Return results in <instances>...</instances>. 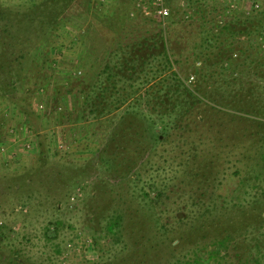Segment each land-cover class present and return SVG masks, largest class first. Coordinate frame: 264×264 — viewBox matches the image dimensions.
Masks as SVG:
<instances>
[{"label":"rangeland","instance_id":"1","mask_svg":"<svg viewBox=\"0 0 264 264\" xmlns=\"http://www.w3.org/2000/svg\"><path fill=\"white\" fill-rule=\"evenodd\" d=\"M153 1L0 0V264H180L194 240L227 228L228 264L264 252L263 145L251 162L234 153L211 169L202 156L180 162L178 135L166 143L135 113L122 118L131 104L175 108L173 71L183 67L212 73L208 98L264 120L263 2L163 0L162 21ZM149 59L152 69L130 72ZM107 65L130 82L107 92L101 114L72 83L94 77L101 94ZM245 121L242 133L256 126L264 137V122ZM110 221L120 223L113 233Z\"/></svg>","mask_w":264,"mask_h":264},{"label":"trees","instance_id":"2","mask_svg":"<svg viewBox=\"0 0 264 264\" xmlns=\"http://www.w3.org/2000/svg\"><path fill=\"white\" fill-rule=\"evenodd\" d=\"M81 1L83 4L85 3V0ZM260 1L263 2L261 8H264V0ZM0 14H2L1 11ZM166 55L165 58L167 59L166 63L168 64V67L166 65L165 68H172L174 64L170 61V59L167 58L168 54ZM150 60L151 59L146 60V62L143 64H139V62L135 60L133 63H130L131 71L130 69L127 70L135 74L137 73L138 69L144 70V66L145 68L148 66L147 68L150 67V69H152L154 67V63L150 62ZM117 67L119 68V66ZM123 68L126 69L125 67ZM112 69L113 68L107 65L106 70H108L107 77L109 83L106 85L105 89L101 91V94L100 91L99 94H97V92H91L93 89H99L97 88L98 85L100 88L101 85H103V82L101 81L91 83L94 77L90 79L89 76H85L84 78L76 81L77 85L76 83H72L73 89L79 88L80 93L88 94L87 96L91 100V107H96L97 110L101 109V114L108 113L111 107V102L107 101V92L109 90L119 91V84L122 82L126 85V87L121 88L125 89L129 85L128 82H130V79L127 75L119 77V80L115 81ZM206 72L207 71L204 72L201 69L199 72H196V74L194 73L192 75L190 69L179 67L178 71H173L174 79H176L178 83V88L176 89L177 91L174 92L176 93L174 95L176 97L178 96L175 108L157 113L156 111L153 112V109L142 110L136 105L131 104V106L126 108V113L122 115V118L125 119L126 115L135 113L136 115L140 116V118H142V122L145 123L146 133L149 134L150 137L162 136L160 138L163 141H166V143L170 141L171 138L174 139V137L178 135V140L181 142L179 153L180 162L185 160L187 164H190L195 158L202 156L205 157V160H210V168L213 169V165L215 162H217L218 158L223 156L230 157L235 155L234 153L239 154V158L237 159L239 163H244L247 161L251 162L255 157L256 149L262 147L261 145L264 146V143H262L264 137L261 136L260 139H256V137L258 138V135L254 130L256 126L250 127L245 133H242L241 125L246 123L245 120L249 122H259V124L264 122V120L256 115H242L240 111H237L229 104L214 101L213 99L208 98L207 94H203V89L206 88V85L208 84L207 78L212 76V73ZM117 77L118 75L116 78ZM190 77H194V81L189 82ZM73 89L70 90L69 93H71ZM126 98L127 96H124L122 99H120L121 103L125 102ZM96 100H98V102ZM92 112H95V109L92 110ZM154 115H157V121L159 122L155 121ZM128 129L131 130L130 127ZM128 129L125 132H127ZM127 135L130 136L129 134ZM160 138L159 142L161 141ZM246 140H248L249 143H247ZM114 143L115 141L111 143L110 147L113 148ZM185 146L187 149H185ZM206 146L209 148L206 149ZM188 147H190L189 154H187ZM260 152L263 153L262 158L264 159V149H261ZM107 153L108 152L104 150L101 151L103 158H106ZM187 164L184 165L186 166ZM240 171L241 169H237L234 173L238 175L240 174ZM53 186V192L58 194L57 187L55 185ZM150 187L151 191L155 188L158 190V187L153 184L150 185ZM49 189L51 188H48V190ZM49 196H51L50 193L48 197ZM163 196V193L160 191L157 192L155 197H150L148 194V197H150L151 202L154 204L161 202ZM221 207L224 210H228L230 208V204L226 202V204L222 205ZM239 218L241 217H237V219ZM231 223L232 222L230 221L229 224ZM215 224L217 225L218 223H212V225ZM107 225L108 231L110 233L115 232L118 227L120 228V223L118 222L113 223L110 221L107 223ZM210 226L211 225L207 226V228ZM237 226H240L239 230H246L251 227V225ZM199 228L204 230V225H200ZM228 230L230 229H225L223 233L219 235H210L209 238L204 236L202 237V240H194V250L191 251V253H185L182 255L183 259L180 264H228L226 259L230 258L231 252H233L231 249V244L232 242L236 241V237L234 235L236 234L235 231ZM239 236H242V234ZM114 237L117 238V234H114ZM185 241V238L182 237V242L180 241L181 248L183 247L182 244H184ZM201 249H206L207 253H205V257L199 256ZM256 250L258 255H256V257L253 256L252 258H243L240 257L239 254H236V262H238V264H264V252H262V247L257 245ZM173 251L178 252V250ZM178 253H171V255L175 257V255ZM189 254L191 256H189Z\"/></svg>","mask_w":264,"mask_h":264},{"label":"built area","instance_id":"3","mask_svg":"<svg viewBox=\"0 0 264 264\" xmlns=\"http://www.w3.org/2000/svg\"><path fill=\"white\" fill-rule=\"evenodd\" d=\"M143 1V0H141ZM153 5H154V12L156 14V17L161 19L162 21H165L167 16H168V10L164 5L163 0H154L153 1ZM145 8V7H143ZM147 11H146V15H147Z\"/></svg>","mask_w":264,"mask_h":264}]
</instances>
